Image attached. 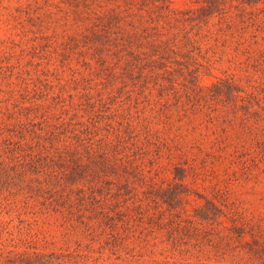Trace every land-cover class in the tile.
Wrapping results in <instances>:
<instances>
[{
    "label": "rangeland",
    "instance_id": "1",
    "mask_svg": "<svg viewBox=\"0 0 264 264\" xmlns=\"http://www.w3.org/2000/svg\"><path fill=\"white\" fill-rule=\"evenodd\" d=\"M81 1L0 0V161L11 166L14 155L34 153L36 142L21 145L22 151L13 148L23 131L21 124L30 120L35 129L42 117L52 115L48 123L63 120L69 124L66 129L75 131L68 138L70 148L85 155L87 147L96 149L106 143L109 153L140 174L123 189L125 194L122 189L120 195L113 194L124 176L119 181L112 178L113 183L102 186L100 196L95 194L105 206L103 211L115 217L105 225L99 216L92 217L99 210H92L88 197L92 183H85L84 196L78 193L84 182L76 186L79 190L70 198L71 210H52L45 206L47 202L38 205L27 199L24 186L15 181L7 184V175L0 172V264H10L15 254L33 251L52 252L58 260L64 259L63 264L73 260L76 264H185L190 253V264H247L242 240L230 232L225 246L221 240L228 234L226 227L264 220V154L257 152V147L264 149V141L257 138L264 134V76L255 74L251 63L258 61L248 60L245 51L254 47L264 51V0L256 4L261 11L243 0H222L230 6L225 9L234 11L244 4L255 11L259 28L230 40L227 35L219 37L217 25H209L207 43H195L184 57L195 71V93L182 87L186 91H178L177 97L168 96L170 109L164 107L152 83L127 80L123 84L118 76L110 78L113 68L101 70L91 43L84 39L104 10L130 7L143 14L137 9L140 0H88L85 7ZM202 2L168 0V7L179 12ZM225 77H231L243 92L218 101L216 97L223 96L215 97L211 85ZM248 98L258 106L252 107ZM219 106L220 110L214 109ZM247 107L252 113H245ZM188 135L196 139L188 143ZM221 137L225 142L219 141ZM175 166L183 177H174ZM175 182L182 183L179 191H183L175 205L151 191ZM77 193L82 194L80 199ZM206 198L221 208L219 223L201 227L193 209ZM83 218L87 224L81 223ZM113 234L123 236L127 245L114 251L119 238ZM211 242L225 248L197 252L196 245Z\"/></svg>",
    "mask_w": 264,
    "mask_h": 264
},
{
    "label": "trees",
    "instance_id": "2",
    "mask_svg": "<svg viewBox=\"0 0 264 264\" xmlns=\"http://www.w3.org/2000/svg\"><path fill=\"white\" fill-rule=\"evenodd\" d=\"M87 1L82 0L80 4L85 7L89 4ZM243 2L249 7L258 9L255 11L262 10L256 5L258 0H243ZM225 4L222 0H203L202 4L195 8L172 12V9L168 7V0H140L137 9L143 10V14L134 13L129 9L130 7L118 11L110 9V11L105 12L104 10L102 15L95 17V21L89 26L87 33L84 34V39L86 42L91 43L89 45L93 48L94 57L101 64L100 69L113 68L110 78L118 76L119 81L123 84H127V80L132 83L140 82L142 85L148 82L152 83V88L156 89V95L161 98L164 107L170 109V103L166 102L168 96L169 98L171 95L173 98L177 97L175 94L178 91L185 90L182 87L192 93V89L196 86L195 71L189 67L184 57L188 56L192 48L195 47V43H198V45L203 42V44L207 43L205 37L209 33V25L211 27L217 25L216 31L219 32V37L227 35L230 40L235 36L250 35L247 33L258 30L259 27L256 25L258 19H256L255 11L247 10L244 4L234 7V11H231L225 9L226 7L230 8ZM80 11L85 12L82 9ZM213 18H216L215 22L211 21ZM262 23L261 28H264V21ZM163 29L165 31H162ZM170 29L173 31L170 32ZM202 31L206 33L203 34ZM213 40H216V37ZM220 42L221 45L224 44V37L220 39ZM245 51L248 54V60L258 61L256 64L251 63L253 70L256 72L255 74L263 73L264 76V51L258 47H254L251 51ZM257 64L259 66L256 68ZM246 71L250 74L248 70ZM251 74V77H257L253 72ZM183 83L189 86L187 87ZM211 91L215 97L223 96L216 97L218 101L228 99L235 92H243L231 77L217 79L211 85ZM248 101L252 107L254 104L258 106L256 101L249 98ZM37 105L34 107H38ZM222 106L225 107L223 104ZM34 107H31L30 111L35 114L37 112H34ZM214 109L220 110L221 107ZM245 113H252L251 109L247 107ZM50 117L52 115L42 117L41 126L35 129H33L34 124L30 123V120L25 124H21V126L23 125L21 128L23 131L18 135L20 139L14 142L13 148L22 151L24 148L21 145L36 142L35 152L14 155L11 162L14 160L15 162L11 163V166L8 161H0V172L7 175L9 179L6 181L7 184L13 185L15 181L18 186H24L23 188L28 191L27 199L35 200L38 205L47 202L45 206L50 207L52 210H62L63 208L71 210L74 202L70 198L74 196L76 186L84 182L82 188H79L82 190H76L78 193L82 192L84 196L86 192L85 183H92L93 185L87 187L88 197L91 198L92 210L99 208L98 211L93 213L92 217L97 216L98 218L99 216L103 224L109 225L115 217H110V214L103 211L105 206L99 203V199H96L95 194L100 196L102 186L105 187L113 183L112 178L119 181L124 176V183L117 182L115 185L117 190L113 193L114 195H120V189H127L130 183L133 182L134 175L137 179L136 174L140 173L134 172V166L132 167L129 164L128 167H125V164L118 161L117 157L109 153L110 147L106 143L96 149L91 146L87 147L85 155L78 153L77 148H70L71 146L68 144V138L72 139L75 136V131L72 128L66 129L65 127L69 124L65 123L64 125L63 120L56 124L48 123ZM262 118L264 119V116ZM167 125L171 129L173 122L169 119ZM24 132L27 134H23ZM26 135H30V138L26 139ZM257 138L264 141V134H257ZM195 139L196 135L185 137L188 143ZM199 140L203 142V139ZM42 141L48 142L49 146L45 147L46 145L44 146ZM219 141L225 142L224 137L219 138ZM182 142L184 143V141ZM257 152L262 155L264 149L257 147ZM175 176L183 177V174L179 173L178 166L174 168ZM181 185L180 182L169 184L166 187L158 185L152 188L151 191L155 190L158 198L163 202L175 205L181 196V192H183L179 191ZM123 192L121 194H125L124 190ZM78 193L76 199H80L82 195L79 196ZM220 210L218 204L212 199L206 198L203 204H199L193 209V217L201 227L206 223L216 225L219 223L217 217ZM81 223H84V218ZM84 224H87V222ZM193 227L201 230L197 226ZM226 229L228 234L224 235V239L221 240L223 243L225 237L231 238L229 232L234 234L236 239L242 240L240 245H243L242 248L244 249L241 250L247 252V261L249 260L247 264H264L263 219H254L251 223H239V225H232L226 227ZM128 232H130V228L124 234V238H129ZM245 236L248 237V240ZM113 237L114 239L119 238L116 243L114 241V251L115 247L122 248L127 245L126 241H123V236L113 234ZM226 243H224V246ZM196 246H198L197 252L198 250L201 252L209 251L211 248L216 250L217 248H225L223 244L216 242ZM177 248L182 250L183 247L179 246ZM188 251L186 249L185 254ZM190 255L191 253L186 258L188 261L187 263L184 262L185 264H190ZM58 258L52 252L39 253L33 251L29 254H15L14 258L10 259V264H63L64 259L58 260ZM69 262H71L70 264H76L73 263L75 260Z\"/></svg>",
    "mask_w": 264,
    "mask_h": 264
}]
</instances>
